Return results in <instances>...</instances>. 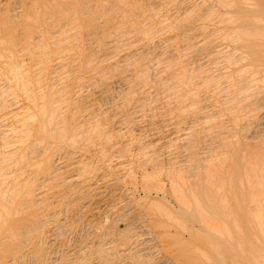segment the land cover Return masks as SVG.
<instances>
[{
    "label": "rangeland",
    "instance_id": "1",
    "mask_svg": "<svg viewBox=\"0 0 264 264\" xmlns=\"http://www.w3.org/2000/svg\"><path fill=\"white\" fill-rule=\"evenodd\" d=\"M0 4L3 220L20 218L26 210L24 194L48 179L47 168L59 155L65 158L67 151V159L81 149L92 151L93 167L109 164L108 159L114 160L112 164L129 163L139 184L132 193L138 197L145 195L141 184L147 171L159 186L148 189L173 211L179 206L177 194L189 199L190 188L211 184L208 170L215 166L219 185H213L217 192L222 185L224 191L218 195L231 199L226 210L216 214L233 218V224L223 234H207L217 247L210 261L264 264V0H0ZM17 113L26 116V127L25 118L21 121ZM36 126L42 128L40 134L35 133ZM10 129L14 133L7 134ZM97 147L104 148L100 155ZM221 199L223 195L215 202ZM78 214L77 224L69 221L71 227L63 228L59 242L68 238L65 242L71 243L78 235L75 227L83 215ZM196 218L192 213L182 220ZM18 238L9 239L11 246H4L3 255L17 254L13 264H40L23 259L29 239ZM40 246L38 250L44 248Z\"/></svg>",
    "mask_w": 264,
    "mask_h": 264
},
{
    "label": "bare ground",
    "instance_id": "2",
    "mask_svg": "<svg viewBox=\"0 0 264 264\" xmlns=\"http://www.w3.org/2000/svg\"><path fill=\"white\" fill-rule=\"evenodd\" d=\"M43 113H45L44 107H43ZM17 115L19 114L18 113L15 114V116ZM19 116L21 117V115ZM14 117H13V119H15L14 121L17 122V118ZM25 117L26 116L21 117L20 120L22 121ZM20 120H19V124L17 122L18 127L19 125H21ZM25 120L23 121L24 125L22 124L24 127H26V124L28 123L27 118H25ZM24 122L27 123L25 124ZM17 125L15 126V129L21 132L20 128H19L20 130L16 128ZM45 126L46 125L44 123V127ZM5 128L7 129V127ZM44 129H43V133H44ZM35 130H36L35 133L38 132V134H40L42 128L40 129L38 126ZM8 131L9 132L7 134L12 132L11 129ZM14 131L15 130H13L12 133H14ZM25 132H22V134ZM3 133L4 132H2V134ZM7 134L6 133L4 134L5 137L8 136ZM26 137L27 136L25 135L24 138L25 140ZM23 140H22V144H23ZM72 142L75 143V141ZM3 144H5V142ZM92 145L93 144H91V146ZM88 146H90V144H88ZM98 146L101 147L102 145H100L99 143ZM105 146L103 145L104 148ZM93 147L91 148V150L93 149ZM104 148L102 149V151L101 149L98 148L99 149L98 155L101 154L100 151L101 152L104 151ZM85 149H88V147L86 146ZM114 149H111L112 153L114 152ZM65 150L63 152H65ZM116 150L119 151V149H115V151ZM26 151L27 150L25 149V153ZM69 152L73 154L72 151ZM96 152L97 151H95V153ZM44 153L43 155H46L47 151L45 154ZM67 153H65V158L63 156L62 158L61 155H59L58 153L60 158L56 162H54V164L51 163L52 165H50L47 168V174L49 175V178L46 179L42 174L45 179L43 181H40V183H38L35 186V188L28 189L27 193L24 194L26 195V197L25 199H22V203H23V207L24 206L26 207V210H24L25 212L23 211L24 213L20 216L19 219H16L15 217H7L3 220L0 217V262L6 259V262L4 261L3 263L0 264H5V263L11 264L12 261L14 262L16 261L15 259L16 256L14 257L13 255H17V254L11 253L12 256L14 257V258L12 257V259H10L11 254L8 255L9 259L8 256L5 257V255H3V253L5 254V252L7 251L5 249L6 244L8 247L9 244L11 243L10 240L15 239L16 237L19 238L26 237L29 239L30 246H28L27 244L28 242H27L26 243L27 248L25 249L24 252L25 256H22L24 257L23 259H25V261L27 259L33 263H40V264H213L214 263L210 261V259L211 257H213V255H216L217 247H214L211 240L207 239L206 236H208L207 234H211V235L223 234V231L226 229V227L228 225L233 224L232 221L233 218L232 219L230 217L225 218L222 217V215L216 214V212L220 209L222 211L226 210V207L228 206L227 204L231 202V199H229L228 197H226L225 199V195L223 193L218 195L219 191L220 192L224 191V190L222 191L220 190L222 185L219 186L220 188H217L219 190L218 192L215 189V186L218 187L219 185L216 184L217 180L215 176L217 173L215 166L212 165L213 167L210 168L209 170L206 167V170L209 171L208 177H210L209 181L211 182V184H209L208 186L206 185V187L204 188H201L199 185H195L192 188H190L189 194L191 196L189 199H187L188 197L187 198L183 197L182 195L183 193L176 195L178 199L177 202L179 201L178 202L179 212H177L178 210L173 211L174 208H171L168 205H166V203L162 202L163 201L162 197L160 198L157 195H153L152 191L148 189L151 187L155 189L156 187L158 188L159 186L157 183L153 181V179L149 175H147L146 173L147 171L144 172L145 173L143 174L144 176L142 175V178H144L143 183L142 184L140 183L142 188L144 189L145 195L142 197L140 196L138 197L135 196L133 193L134 190L138 189L139 184L137 183V179L135 178V175L133 174L132 170H130L131 168L129 166V163L128 166L127 164L122 162L121 163L116 162L117 164L114 163L112 164L110 161L112 159L109 160L108 158H106V160L108 159V162H110L109 164H107V162L105 161L106 163H102L98 167H95L97 166V163H95L96 165H94L93 167L94 164L93 160L94 157H96V155L92 151L83 152L81 149V151L75 153L71 159L66 158V156L69 155V153L68 155H66ZM105 153L102 154L105 155ZM54 155L55 154H52V156ZM104 155L102 156L103 158L105 157ZM2 158L3 157H1V159ZM41 158H43V156ZM113 161L114 160H112V162ZM38 165H40V162L38 163ZM40 166L38 167L40 168ZM32 167L33 169L37 168L34 166ZM30 169L29 171H31ZM33 174L34 171L32 175ZM0 175L2 176L3 174L1 173ZM34 176L37 175L34 174ZM212 178H215L214 180L215 183L212 182ZM3 179L4 178L2 177V181ZM2 181H0V184ZM5 181L6 180H4V182ZM27 181L29 182L28 179L26 180V182ZM31 181L33 182V180ZM34 182H35V178H34ZM207 182L205 181V183ZM5 183H7V181ZM183 185L185 184L183 183ZM176 189L179 190L177 187ZM180 189L182 191V188ZM7 191L5 192V194L7 193ZM221 195H223L224 200L221 199V202L219 203L215 202L218 201V196L221 197ZM23 196H21V198ZM2 200H5V198H2ZM225 200L227 202H223ZM186 203L191 204V206L189 207L188 205H186ZM175 205H176V201H175ZM3 208H4V204H2V208H0V214L3 213L4 210ZM70 208L76 211H74V213L72 212L69 213ZM77 212H81L83 214L81 217L82 222H80L78 219V222H80V224L75 227L77 230H79L78 235L75 237L73 236L72 238L73 243L71 242L72 244L70 243L71 239L68 240L70 244L69 243L67 244L65 242L68 238L67 239L65 238L66 240L63 241V243L59 242L60 240L64 239V237L62 239L60 238V235L64 234L61 233L63 228L68 226L71 227L70 224L71 221H73V223H76L77 217H79L80 215V214L77 215ZM192 213L196 214L197 216L196 219H192L188 221L182 220V217L185 218L187 215ZM229 213L230 212L228 211V214ZM31 236L32 238H30ZM39 245L44 246V248L38 250ZM3 249H5V252ZM7 260H9V263H7Z\"/></svg>",
    "mask_w": 264,
    "mask_h": 264
}]
</instances>
